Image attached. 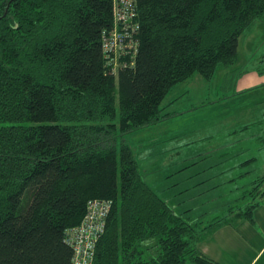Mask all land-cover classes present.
Wrapping results in <instances>:
<instances>
[{
	"label": "trees",
	"instance_id": "obj_1",
	"mask_svg": "<svg viewBox=\"0 0 264 264\" xmlns=\"http://www.w3.org/2000/svg\"><path fill=\"white\" fill-rule=\"evenodd\" d=\"M133 3L114 68L113 0H0V264H72L66 232L95 202L110 209L91 264H218L198 244L253 222L252 202L203 228L177 215L123 138L163 118L174 85L232 66L264 0Z\"/></svg>",
	"mask_w": 264,
	"mask_h": 264
},
{
	"label": "rangeland",
	"instance_id": "obj_2",
	"mask_svg": "<svg viewBox=\"0 0 264 264\" xmlns=\"http://www.w3.org/2000/svg\"><path fill=\"white\" fill-rule=\"evenodd\" d=\"M236 53L210 80L194 73L174 85L160 103L163 118L123 138L141 180L200 228L257 205L252 223L224 226L198 244L227 263L248 261L264 242V21L239 36ZM258 256L252 264H264Z\"/></svg>",
	"mask_w": 264,
	"mask_h": 264
},
{
	"label": "built area",
	"instance_id": "obj_3",
	"mask_svg": "<svg viewBox=\"0 0 264 264\" xmlns=\"http://www.w3.org/2000/svg\"><path fill=\"white\" fill-rule=\"evenodd\" d=\"M135 16L133 0H113L114 27L102 36L103 52L110 57V64L115 68L116 59L126 50V39ZM110 209L109 202H95L88 205L87 215L80 227L66 232L65 241L73 250L72 264H91L94 258L95 244L102 234L105 218Z\"/></svg>",
	"mask_w": 264,
	"mask_h": 264
},
{
	"label": "crops",
	"instance_id": "obj_4",
	"mask_svg": "<svg viewBox=\"0 0 264 264\" xmlns=\"http://www.w3.org/2000/svg\"><path fill=\"white\" fill-rule=\"evenodd\" d=\"M239 221H242V220H238L237 219V224H238V222ZM245 222H248V221H245ZM237 224H234L233 223V226H227V227H230L232 230H236L235 228H236V226H237ZM224 227V226H223ZM222 228V227H221ZM221 228H219V229H221ZM219 229L217 230V231H219ZM217 231H215L213 234H211V235H209L206 239H208L209 237H212ZM205 239V240H206ZM204 240V241H205ZM203 242V241H202ZM201 242V243H202ZM263 248H264V242H263V244L259 247V249L257 250V252H256V254H254L248 261H246V262H240V263H227V262H224V261H221V260H219V259H217V258H212V257H208V255H207V251H206V248L205 247H203V248H199L200 249V251H201V253H203L206 257H208V258H210L211 260H213V261H215L216 263H218V264H252L253 263V261L255 260V258L258 256V260L257 261H259L260 259H261V257L264 255V251H263Z\"/></svg>",
	"mask_w": 264,
	"mask_h": 264
}]
</instances>
